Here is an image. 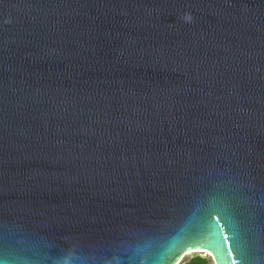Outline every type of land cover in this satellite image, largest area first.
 Instances as JSON below:
<instances>
[{
	"label": "water",
	"instance_id": "1",
	"mask_svg": "<svg viewBox=\"0 0 264 264\" xmlns=\"http://www.w3.org/2000/svg\"><path fill=\"white\" fill-rule=\"evenodd\" d=\"M264 264V0H0V264Z\"/></svg>",
	"mask_w": 264,
	"mask_h": 264
},
{
	"label": "trees",
	"instance_id": "2",
	"mask_svg": "<svg viewBox=\"0 0 264 264\" xmlns=\"http://www.w3.org/2000/svg\"><path fill=\"white\" fill-rule=\"evenodd\" d=\"M212 258L195 256L190 259H187L183 264H213Z\"/></svg>",
	"mask_w": 264,
	"mask_h": 264
},
{
	"label": "rangeland",
	"instance_id": "3",
	"mask_svg": "<svg viewBox=\"0 0 264 264\" xmlns=\"http://www.w3.org/2000/svg\"><path fill=\"white\" fill-rule=\"evenodd\" d=\"M195 256H203V257H210V258H212L208 253L191 251V252H188V253L184 254L181 257V261H180L179 264H183L187 259H190V258L195 257Z\"/></svg>",
	"mask_w": 264,
	"mask_h": 264
}]
</instances>
